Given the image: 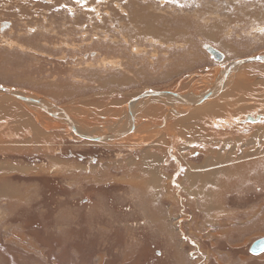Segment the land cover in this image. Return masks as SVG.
<instances>
[{
    "label": "rangeland",
    "instance_id": "374dc122",
    "mask_svg": "<svg viewBox=\"0 0 264 264\" xmlns=\"http://www.w3.org/2000/svg\"><path fill=\"white\" fill-rule=\"evenodd\" d=\"M64 1L32 17L24 0L18 33H0V86L45 104L0 90V264H233L237 248L264 234V63L235 65L264 54V0ZM131 10L152 16L146 34L125 41L116 27ZM35 27L38 46L27 38ZM169 90L198 104L171 94L133 101ZM228 103L238 119L222 112ZM58 107L90 136L125 133L83 139ZM242 162L224 187L211 178Z\"/></svg>",
    "mask_w": 264,
    "mask_h": 264
},
{
    "label": "bare ground",
    "instance_id": "6f19581e",
    "mask_svg": "<svg viewBox=\"0 0 264 264\" xmlns=\"http://www.w3.org/2000/svg\"><path fill=\"white\" fill-rule=\"evenodd\" d=\"M66 1H69V0H66ZM118 5V4H117ZM144 5V4H143ZM199 5V4H198ZM119 6H120V4H119ZM202 6V5H201ZM146 7V6H145ZM71 8V7H70ZM141 8V7H140ZM144 9V8H143ZM146 9V8H145ZM151 9V8H150ZM200 9V8H199ZM123 10V9H122ZM121 10V11H122ZM148 10V9H147ZM201 10H203V9H201ZM200 10V11H201ZM150 11V10H149ZM147 13V12H146ZM201 13H204V12H201ZM243 13H245V12H243ZM150 14V13H149ZM200 14V13H199ZM116 15V14H115ZM143 15V12H140V11H138L137 13L135 12V11H133V10H131L130 11V13L128 12V15L127 16H125L123 19H124V22H122V23H120V26H118V27H116L117 28V30L118 31H120V32H122L121 33V35H122V37H123V39H125V41H127L128 39L127 38H130L129 36H131V33H133L134 35H135V33L137 34V35H140L141 36V34L143 33H145V31H144V22L146 21V18L147 17H150V16H152V14H150L149 16L147 15V16H142ZM119 17V16H118ZM255 16H253V18H254ZM253 18H251V20H254ZM52 28V27H51ZM120 28V29H119ZM124 31H126V33L127 34H125L124 35ZM129 31H132L131 33H129ZM47 32V31H46ZM75 32V31H74ZM92 32V31H91ZM96 32V31H95ZM94 32V33H95ZM146 34V33H145ZM47 36V35H46ZM114 36V35H113ZM128 36V37H127ZM104 37H107L106 35L104 36ZM116 37V36H115ZM134 37V36H133ZM136 37V36H135ZM93 38L94 39H96V36L94 35L93 36ZM99 38V37H98ZM108 38V37H107ZM116 39V38H115ZM118 39V38H117ZM127 39V40H126ZM134 39V38H133ZM175 40L177 41V42H180V43H184L185 42V44L188 42V38H187V35L185 36V37H182V35H180V36H176L175 37ZM94 42H95V40H94ZM108 42H109V38H108ZM96 43V42H95ZM114 43H117L116 42V40L114 41ZM184 44V45H185ZM110 45V44H109ZM187 45V44H186ZM35 47V46H34ZM42 48V47H41ZM111 47L109 46V48H107V54L109 53V52H111L112 50H113V48H111ZM170 48V47H169ZM178 49V48H177ZM187 55V52H186V54H185V56ZM61 56V55H60ZM63 57H65V55L63 54L62 55ZM76 57V56H75ZM33 61V60H32ZM233 67V66H232ZM229 72V71H228ZM225 73H222V77H223V75H224ZM97 76V75H96ZM227 77V76H226ZM223 81V79L221 78H218V83L216 84V85H219L221 82ZM69 82V81H68ZM72 85V84H71ZM70 85V86H71ZM221 86V85H220ZM223 87V86H222ZM216 88H217V86H216ZM217 90H218V88H217ZM146 92H155V91H146ZM214 92V91H213ZM218 92V91H217ZM14 97H16V98H18V99H20V100H23V101H28V102H31V101H29V100H32V99H35V100H39V102L37 101V102H31V103H38V104H43V105H45L44 103H43V101H41L39 98H34V97H29V95H27V96H23V95H21L20 93H18V92H14ZM11 95V94H10ZM13 96V95H12ZM153 96H159V95H153ZM161 96V95H160ZM164 96V95H163ZM168 96V95H167ZM145 98H146V96H144ZM147 97H149V96H147ZM178 99H186L184 96H182V95H180L179 94V97L178 96H176ZM24 98V99H23ZM175 98V97H174ZM203 98V97H202ZM143 99V98H142ZM186 101H189L188 99H186ZM50 106H53L54 104H49ZM48 105V106H49ZM133 105H134V107L136 106V103H134L133 104V101H131L130 103H129V111H131L130 113L132 114V116L134 115V113H133ZM215 105V104H214ZM225 105V104H224ZM55 106V105H54ZM190 106V105H189ZM216 106V105H215ZM214 107V106H213ZM212 107L211 106H207V107H205V108H201L202 110H204V109H207V110H210V112H211V109ZM187 110V109H186ZM224 110V109H223ZM226 110V109H225ZM224 110V111H225ZM227 113H229V112H227ZM211 114V113H210ZM209 115V114H208ZM192 116V115H191ZM261 116V115H260ZM254 117V116H253ZM245 118V117H244ZM255 119H257L258 117H254ZM208 119V118H207ZM233 119V118H232ZM231 119V120H232ZM69 122H70V124H71V127H73V129H74V131L75 132H77L78 133V136L79 137H83V139H85L86 137H97V138H101V139H106V138H108V137H110V138H112L113 136H115V135H113V136H111L110 134H102V135H98V136H95V135H92V136H90V135H88L87 133H84V132H81L80 130H79V128H78V126L75 124V122H73V119H71L70 117H69ZM220 120V119H219ZM187 121V120H186ZM191 120H189V122H190ZM214 121V120H213ZM225 122H226V120H224ZM257 121V120H256ZM211 122V121H210ZM228 122V121H227ZM230 122V121H229ZM252 122H255V121H252ZM72 123L74 124V126L72 125ZM183 124V123H182ZM211 124V123H210ZM213 124V123H212ZM211 124V125H212ZM186 125V124H185ZM188 125V124H187ZM126 129H128V128H126ZM194 130V129H193ZM192 132V131H191ZM190 132V133H191ZM124 133H125V131H124ZM30 135V134H29ZM120 135V134H119ZM100 139V140H101ZM94 141H97L96 139H94ZM219 155V154H218ZM264 156V155H263ZM228 157V156H227ZM221 158V157H220ZM222 160H224V161H226V162H228L229 163V161L228 160H226V157H222ZM250 160V159H249ZM252 161H254V162H256V160L255 159H251ZM246 161V160H245ZM248 161V160H247ZM246 161V162H247ZM216 162V161H215ZM221 162V161H220ZM246 162H244V163H246ZM244 163L242 162V163H239V165H236V167H232V165H230V166H227V164H224V165H222V167L220 168L222 171H220L219 172V167H218V170H214L213 172L211 171V178L214 176V177H217V178H219V179H216V181H217V184L219 183V187L220 188H222V187H224V185H225V183H226V179H227V177L229 176H234V177H240L241 176V166H243L244 165ZM225 166H227L226 168H223V167H225ZM234 166V165H233ZM246 165H244V167H245ZM195 168V167H194ZM243 168V167H242ZM196 169V168H195ZM217 169V168H216ZM245 169H246V172L247 171H250L251 173H252V170L250 169V170H248L247 168H243V172L245 171ZM213 170V169H212ZM188 172H190V171H188ZM192 172V171H191ZM195 172H198V171H195ZM206 172V171H205ZM201 173V172H200ZM227 173V174H226ZM236 173V174H235ZM199 174V173H198ZM210 174V173H209ZM219 174H221V176L219 175ZM235 174V175H234ZM193 175V174H192ZM191 174H190V182L191 183H194L195 181H194V176H192ZM206 175H208V174H206ZM199 176V175H198ZM213 177V178H214ZM250 176H248L247 178H249ZM151 178V177H150ZM207 178V177H206ZM209 178H210V176H209ZM152 179V178H151ZM210 181V180H209ZM215 181V180H214ZM214 181H212V179H211V184H213V185H217V184H214V183H212V182H214ZM231 181V180H230ZM229 181V182H230ZM234 181V180H233ZM196 183V182H195ZM203 187H205V185H202ZM201 185L199 186L200 187V189H201V187H202ZM233 186V185H232ZM232 186H229L228 188H232ZM226 187H227V185H226ZM234 187V190H237V184L235 185V186H233ZM218 189V188H217ZM216 189V190H217ZM216 190H209V191H212V192H215ZM201 191L199 190V193H200ZM206 192V191H205ZM204 192V193H205ZM203 193V192H202ZM223 193V192H222ZM209 194V193H208ZM213 196V195H212ZM206 199V198H205ZM207 201V200H206ZM204 202V204H206L207 202ZM209 201H211V203H209V204H213V199H210ZM207 206H208V203L206 204ZM206 206V207H207ZM214 207V206H213ZM216 207V206H215ZM220 208H221V206H220ZM214 209H216V208H214ZM218 212V211H217Z\"/></svg>",
    "mask_w": 264,
    "mask_h": 264
},
{
    "label": "flooded vegetation",
    "instance_id": "af4514ba",
    "mask_svg": "<svg viewBox=\"0 0 264 264\" xmlns=\"http://www.w3.org/2000/svg\"><path fill=\"white\" fill-rule=\"evenodd\" d=\"M22 1H24V0H21V2H18V0H0V33H5L7 31H11V32L15 33V35L18 33L17 18H15V16H17V14H18L17 11L20 10V12H23V8H25V5L23 4ZM48 1L47 0H46V2L42 1L43 3L39 4V2L37 0H25V2L27 3L26 8L30 10V12L32 13V17H33L34 13L38 12L41 8H43L44 5L49 3ZM58 1H59V3L57 4L58 7L65 5L64 0H58ZM72 1H74V0H72ZM79 1L82 3L83 2L86 3L89 0H79ZM49 6L52 7L51 9H58V8L51 6V4H49ZM2 15H9L11 17H14V19L10 18L9 16H2ZM38 19H39V22H37ZM48 20H50V19H48ZM32 22L34 23V18L32 19ZM36 22L40 23V22H43V20L41 18H37ZM51 23H53L54 25L60 24L56 18H53ZM36 27H38V26H36ZM36 27L33 31L29 32V34L32 32L33 33L31 35H28L27 38L29 39L30 42H33L34 45L38 46L40 44H43V43H38L39 39L42 38V33H40V29H38ZM89 34H90V32H89ZM46 35L48 36V34H45L44 36L47 37ZM62 43H63V41H60L58 44L60 46H62ZM88 43L89 42H85V43H79L78 42L77 44H79L81 48L91 47V46H89ZM97 43L98 42H96V45L99 44V43L98 44ZM59 49H60V52L65 50L64 47H59ZM78 49H80V48H78ZM93 51H95V50H90L89 51L90 54L87 55V57L88 56H95V55L97 56V55L102 54L100 52L95 53ZM85 54H87V53H85ZM88 58H94V57H88ZM257 204L258 203H256V202H249V205H257ZM261 205H264V203H261ZM240 212H241V210H240ZM250 219L252 220L253 218H250ZM261 238H264V234L260 235V236L256 235L254 238H252L251 241L248 243L246 250L243 247L237 248V250H236L237 252L234 255L233 264H264V249L262 248V247H264V245L263 244L254 245V243L257 242L258 240H260Z\"/></svg>",
    "mask_w": 264,
    "mask_h": 264
},
{
    "label": "water",
    "instance_id": "95a60500",
    "mask_svg": "<svg viewBox=\"0 0 264 264\" xmlns=\"http://www.w3.org/2000/svg\"><path fill=\"white\" fill-rule=\"evenodd\" d=\"M207 51L213 55V57L215 58V60L217 61H222L224 59V55L223 53H221L219 50H217L216 48L212 47V46H207ZM250 62H260V63H264V54L262 55H256V56H251V57H245V58H242V59H239L236 61L235 65H236V69L239 70L244 64L246 63H250ZM229 71V70H228ZM225 72L224 76H228L230 75L231 71L229 72ZM218 80L215 81V83L211 86V88L208 90L207 94L205 95V97L200 100L201 102H204L206 101L207 99H209L212 94H213V91L215 89V86L217 84ZM0 90H2L3 92L5 93H8V94H11V95H15L14 94V91L13 90H10L9 88H6V87H3V86H0ZM16 93V92H15ZM166 94H171V95H174V96H178L179 97V94L175 91H155V92H144L142 94H140L139 96L135 97L133 101H137L138 99H141V98H144V96H153V95H166ZM24 99V98H23ZM31 102H39V100H35V99H32V100H29ZM184 101V100H183ZM200 101H198L199 103H201ZM185 102V101H184ZM52 103V102H51ZM185 103H188L190 105H197L198 103H189V102H185ZM54 104V103H52ZM55 105V104H54ZM57 106V105H56ZM130 108V107H129ZM59 111H61V113H63L68 119L69 117L67 116V114L63 111V109H61L60 107H58ZM131 112V111H130ZM258 118L255 119L253 116L251 115H248L247 117V120L248 121H256L258 119L261 118L260 115L257 116ZM72 125L74 126V124L72 123ZM75 127V126H74ZM124 132H113L111 133V135H119V134H123ZM85 139H89V140H94L96 139L97 141H100L101 138H97V137H86ZM257 244H263L264 245V238H261L260 240H258L257 242L254 243V245H257ZM264 249V247H262Z\"/></svg>",
    "mask_w": 264,
    "mask_h": 264
},
{
    "label": "crops",
    "instance_id": "0c3cea01",
    "mask_svg": "<svg viewBox=\"0 0 264 264\" xmlns=\"http://www.w3.org/2000/svg\"><path fill=\"white\" fill-rule=\"evenodd\" d=\"M150 97H154V96H149L148 98H150ZM144 99V98H143ZM228 105L230 106V107H228L227 105H226V109L229 111V115H231L233 118H236V119H238L239 117L238 116H235L234 115V112H233V110H232V108L233 109H235V105H236V103H232V104H229L228 103ZM234 105V106H233ZM231 106H233L232 108H231ZM219 107V106H218ZM221 109V108H220ZM224 109V108H223ZM222 112L223 113H225V114H227V112L226 111H224V110H222ZM247 116V115H246ZM252 116V115H251ZM219 117H221V114H220V116ZM214 122L215 123H221V125H222V127H224V124L226 123V122H224L222 119L221 120H214ZM233 122H235V119L234 120H230V123H233ZM250 122H252V121H250ZM249 123V122H248ZM253 123V122H252ZM250 124V123H249ZM189 179L191 178L190 177V175H189V177H188ZM209 179H211V178H209ZM209 182H211V180L209 181ZM36 183V182H35ZM34 182H32V184H30L31 185V188H32V186L35 184ZM24 195H26V193H24L23 191H21V195L19 196V197H21V196H24ZM31 197H32V199L34 198L33 196H32V194H31ZM27 202H29L28 200H27ZM25 206H28V205H25ZM22 209H24L25 210V208L23 207V208H21L20 210H22ZM17 213H18V210H15ZM10 211H8L7 212V208H5V212L3 211L2 212V220H6V218L8 217V213H9ZM16 235H18V234H16ZM9 236H12L13 237V235H9ZM17 237V236H16ZM11 238V237H10ZM9 238V239H10ZM20 238V237H19ZM18 237H17V239H19ZM11 239H13V238H11ZM21 239V238H20ZM19 239V240H20Z\"/></svg>",
    "mask_w": 264,
    "mask_h": 264
},
{
    "label": "snow or ice",
    "instance_id": "6c2138e0",
    "mask_svg": "<svg viewBox=\"0 0 264 264\" xmlns=\"http://www.w3.org/2000/svg\"><path fill=\"white\" fill-rule=\"evenodd\" d=\"M78 2H79V0H78Z\"/></svg>",
    "mask_w": 264,
    "mask_h": 264
}]
</instances>
